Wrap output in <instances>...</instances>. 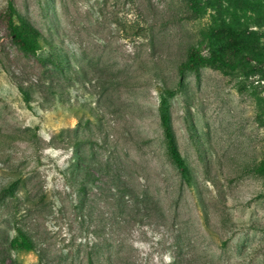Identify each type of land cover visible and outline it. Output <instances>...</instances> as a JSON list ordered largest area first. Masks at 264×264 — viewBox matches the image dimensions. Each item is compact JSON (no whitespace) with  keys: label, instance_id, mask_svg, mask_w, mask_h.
<instances>
[{"label":"rangeland","instance_id":"obj_1","mask_svg":"<svg viewBox=\"0 0 264 264\" xmlns=\"http://www.w3.org/2000/svg\"><path fill=\"white\" fill-rule=\"evenodd\" d=\"M8 1L41 48L22 51L0 21V264H264V175L251 170L264 75L242 87L178 71L212 24L258 30L264 46V0H199L197 17L188 0H0V12ZM161 97L190 182L166 155ZM18 231L33 249L10 245Z\"/></svg>","mask_w":264,"mask_h":264},{"label":"trees","instance_id":"obj_2","mask_svg":"<svg viewBox=\"0 0 264 264\" xmlns=\"http://www.w3.org/2000/svg\"><path fill=\"white\" fill-rule=\"evenodd\" d=\"M198 1L188 0L194 17L200 14ZM14 16V5L8 1L0 12V21L3 27L18 48L38 56L41 48L40 33L21 18L19 21H15ZM260 37L258 30L237 27L230 22L212 24L201 33L197 44L190 48L187 58L178 65V71L182 73L185 70L196 71L199 67H208L218 70L224 75L237 74L242 80L241 86L243 87L245 86L244 80L264 75V46ZM214 41H219L223 50L217 49L214 46ZM48 46L52 47L51 44ZM46 60L61 67L60 57L54 51L49 53ZM20 92L25 100L29 99L26 91L20 89ZM168 93L171 94L170 91ZM159 120L166 155L180 175L190 182V169L180 153L164 97H161L159 101ZM251 170L255 174L264 175V155L252 166ZM10 245L16 249L31 250L34 248L32 240L21 231H18L16 236L10 240Z\"/></svg>","mask_w":264,"mask_h":264}]
</instances>
